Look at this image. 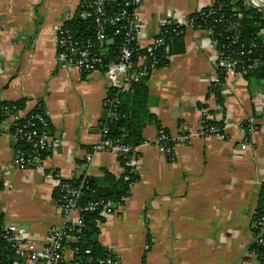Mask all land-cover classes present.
<instances>
[{"label": "crops", "instance_id": "crops-1", "mask_svg": "<svg viewBox=\"0 0 264 264\" xmlns=\"http://www.w3.org/2000/svg\"><path fill=\"white\" fill-rule=\"evenodd\" d=\"M80 0H0V101L24 99L25 113L41 100L53 130L50 154L40 168L13 165L18 147L9 121L0 122V210L3 223L25 228L43 245L65 219L53 198L60 180L83 174L119 177L115 150L86 155L101 139L108 94L103 75L62 68L57 60L56 30L75 13ZM214 0H140L142 34L152 42L162 23L186 24L191 13ZM205 35L187 29L183 53L153 69L148 89L151 112L173 138L193 136L167 157L156 146L157 129L144 127L145 142L133 161L140 179L111 216L98 223L95 239L112 250L119 264H264L252 252V218L264 184V83L228 77L223 106L208 88L216 76L214 46ZM200 104L225 123L226 139L201 135ZM254 118L256 130L242 149L243 124ZM4 182H7L5 185ZM70 214V220L78 217ZM66 246L65 260L73 259Z\"/></svg>", "mask_w": 264, "mask_h": 264}, {"label": "trees", "instance_id": "trees-1", "mask_svg": "<svg viewBox=\"0 0 264 264\" xmlns=\"http://www.w3.org/2000/svg\"><path fill=\"white\" fill-rule=\"evenodd\" d=\"M88 0H80L75 13L63 22L62 29L64 35L77 41L80 45H85L90 41L89 47L91 55H96L102 59L105 65L116 61L119 57L121 44L126 42L131 51L130 60L134 65L141 57H144L141 69L146 74L141 76L137 82H132L128 89L109 88L107 94L106 116L101 122V129L105 130L103 139L108 141L110 147H121L117 153V161L123 169L119 177H115L108 170L103 169L101 176L81 175L79 178L61 180L72 189L79 191L76 198V205L80 208L79 215L83 225L76 226L67 223L64 226L63 238L65 245L74 251L71 261L64 264H98L104 258H112L118 262L117 256L111 249L101 245L95 236L99 232L98 223L103 221L105 215L111 212L108 203H122L123 199L130 195L131 187L140 179L133 161L138 157L136 148L145 142L143 129L147 125L153 124L157 129V135H165L162 140L165 146H173L175 140L170 131L161 126L160 121L150 108L154 103L148 89V80L153 69L163 67L167 64V57L173 54L183 53L184 36L187 28L191 30H207L210 33L215 49L223 58L237 61L235 70L238 72L244 69L242 77L251 84L264 83V19L258 7L254 4H247L244 0H214L212 5L191 13L188 17V27L181 26L175 22L164 24L160 27L157 37L162 38V44L147 52L145 47L138 44L137 40L129 37L127 17H122V11L127 15L131 13L135 5L132 0H103L100 6L102 15H97L96 7L87 4ZM85 13V14H84ZM86 16V14H88ZM126 15V16H127ZM103 28L104 41L101 46L96 42V32L99 28L96 22ZM119 17V20H114ZM103 68L99 66V72ZM84 76V73H81ZM226 75L221 67L216 68V77L208 88V95H213L216 102L223 106L222 91L224 90ZM105 99V100H106ZM24 99L13 102L0 101L2 107H14V112L23 110ZM202 114V133L211 134L214 132L227 138L225 134V123L223 120H216L215 112L208 110L207 106L200 104ZM39 113L43 116L44 122L31 120L33 128L44 131L52 137L53 127L48 120L44 109L43 101L28 114ZM29 119V117L27 118ZM3 117L0 116V122ZM21 122L23 121L20 120ZM247 128V123L243 124ZM17 148L30 153L29 144L17 141ZM50 150L43 151L44 157L50 154ZM173 154V153H172ZM172 154H167L169 158ZM1 189V185H0ZM65 192L57 187L53 193V198L61 206L64 203ZM90 202H99L100 205L95 210H85L84 207ZM260 206L253 215L252 222L258 216L264 214V184L261 189ZM3 215L0 210V264H19L20 257L14 246L5 238V233L1 228ZM253 230V228H252ZM252 252L264 258V248L252 245ZM141 264L144 263V259Z\"/></svg>", "mask_w": 264, "mask_h": 264}, {"label": "built area", "instance_id": "built-area-1", "mask_svg": "<svg viewBox=\"0 0 264 264\" xmlns=\"http://www.w3.org/2000/svg\"><path fill=\"white\" fill-rule=\"evenodd\" d=\"M86 1V0H85ZM247 4H254L258 7L260 12L262 13L264 19V0H244ZM135 7L131 11L129 15L126 14L125 11H122L121 16L127 17L128 21V32L127 35L135 40L142 34V26L140 23V18L138 15V8L140 6V0H132ZM103 0H88L87 4L91 6H95V12L97 15H102V11L100 9ZM85 14V13H84ZM86 14V16H88ZM127 15V16H126ZM114 20H119V17H116ZM96 22L98 23L99 28L96 32V42L99 46L103 44L104 35H103V28L101 23L99 22L98 16L96 17ZM170 22H174L172 20H167L162 23L168 24ZM181 26L188 27V20L186 24H179ZM188 29V28H187ZM202 32L205 37L204 39H208L214 46L212 39L210 38V33L207 30L199 29L197 30ZM159 33V30H158ZM157 33V34H158ZM154 37L152 42L145 47L147 52H152L154 48L162 44V38ZM263 35V43H264V32L261 33ZM56 48H57V60L59 65L62 68H75L80 73H84V75H89L94 72H99V66L103 69L101 70V74L105 80L107 88H116V89H128L131 86L132 82H137L139 78L146 74V71L141 69L140 67L143 65L144 57H141L135 65L132 64L130 60L131 51L128 49L126 42L121 44L119 57L116 61L110 62L105 65L102 63V59L97 57L96 55H91L89 52V47L92 46L90 41H86L85 45H80L77 41L71 40L70 37L64 35V31L62 27H59L56 30ZM214 62L215 66L221 67L226 75V79L228 77L238 76L242 77L245 70L241 69L240 71L235 70V66L237 61L223 58L221 54L215 49L214 46ZM264 67V61H263ZM4 73V68L0 65V74ZM216 76H214L215 79ZM214 79L212 81H214ZM107 99L104 102V107L107 105ZM14 107L9 108L4 106L0 110V116L3 117L2 121H9L12 129V136L16 141H23L30 146V153L25 152L21 148H16L14 150L13 156V165L16 166L18 169L25 170L27 168H40L41 164L44 160L43 151L48 150L51 147V139L50 136L44 131H41L37 128H33V124L31 120H37L39 122H44V118L41 114H28L24 113L23 110L13 111ZM217 110L221 111V107L217 104ZM29 117V119H27ZM216 120H221L215 114ZM23 121L21 122L20 120ZM202 123V119L200 121ZM247 128H244L245 139L240 144L242 149L247 148L250 145V138L254 135L256 130V124L254 122V118H249L247 121ZM201 126V133H202V125ZM105 130L101 129V139L100 141L92 147L91 151L86 155L85 160L89 162L92 158V155L96 152L107 150L106 147H110L108 141L103 139ZM193 133L190 130H183L182 133L175 139V143L173 146H165L162 140L165 138V135L160 133L157 135L156 138V146L158 150L165 155L172 154L174 152V148L180 143L187 142ZM204 136H213L218 140H222L223 136L217 132L204 135ZM110 149L115 150L117 153L121 150H125L121 147H111ZM173 156V154H172ZM171 156V157H172ZM6 185L7 182H4ZM58 187H60L64 192V203L61 204L60 208L62 210L65 224L61 228H53L46 242L38 246L34 243L32 236L30 233L20 226L16 224H1V228L5 233V238L8 242H10L14 248L16 249L17 254L20 257L19 264H64L65 260V249L66 245L64 242V226L67 223H73L76 226L81 227L83 225L82 218L80 215L74 220H70V214L72 212H80V208L76 205V198L79 196V191L76 189L70 188V186L66 183L60 182L58 183ZM124 200V199H123ZM100 205L99 202H90L88 203L84 209L85 210H95ZM121 203H108L107 206L111 208V212L107 213L105 217L111 216L113 212H115ZM252 234L253 240L252 244L258 245L259 247L264 248V214L258 216L254 222H252ZM73 251V250H72ZM74 255V251H73ZM98 264H117L112 258H104L98 261Z\"/></svg>", "mask_w": 264, "mask_h": 264}]
</instances>
